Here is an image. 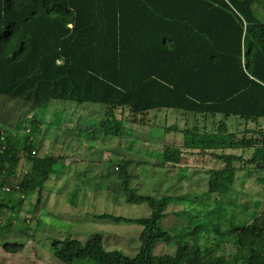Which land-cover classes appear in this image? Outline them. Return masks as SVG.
Returning <instances> with one entry per match:
<instances>
[{
    "label": "trees",
    "instance_id": "trees-1",
    "mask_svg": "<svg viewBox=\"0 0 264 264\" xmlns=\"http://www.w3.org/2000/svg\"><path fill=\"white\" fill-rule=\"evenodd\" d=\"M0 95L20 100L24 110L13 123L0 119V238L24 205L28 213L39 206L46 179L63 160L35 154L33 134L43 126L28 116L53 100L101 104L106 135L120 136L123 123L181 133L183 144L157 153L162 166L184 171L212 162L200 201H220L235 191L238 172L260 171L264 180V0H0ZM169 110L181 125L176 118L154 123ZM127 165H117L120 194L144 203L149 216L94 217L140 225L137 253L67 237L50 243L58 264H264V203L243 224L221 230L217 223L208 231L219 240L205 246L202 224L191 226L194 217L184 213L187 239L171 255L154 254L166 238V207L187 202V194H139ZM227 242L235 249L230 257L222 254ZM1 247L23 250L21 243Z\"/></svg>",
    "mask_w": 264,
    "mask_h": 264
},
{
    "label": "rangeland",
    "instance_id": "rangeland-1",
    "mask_svg": "<svg viewBox=\"0 0 264 264\" xmlns=\"http://www.w3.org/2000/svg\"><path fill=\"white\" fill-rule=\"evenodd\" d=\"M21 103L16 98L0 95V119L5 116L8 124L15 122V118L24 111ZM103 109L101 104L53 100L48 106L32 110L28 115L39 118L43 126L41 133L33 134L37 145L35 154L60 156L63 160L50 173V182L46 184L49 188L41 192L39 206L33 213H28L30 207L24 205L13 222V229L0 238V264H58L51 254L50 243L67 237L81 243L97 241L107 250L118 249L127 256H134L139 247L140 225L94 217L95 214L106 213L125 218H144L150 214L144 203L131 204L122 198L117 180V165L122 159L128 161L129 185L139 194L157 198L187 194V202L171 203L166 207L168 214L162 221L166 238L155 245L153 252L156 255L173 254L178 242L187 239L185 214L194 217L191 226L202 224L201 232L205 234L199 242L205 246L213 242V238L215 242L219 240L208 231L217 223L221 230L230 223L243 224L256 209H261L264 180L260 171L238 172L232 194L225 195L220 201L214 198L200 201L201 185L208 169L214 165L212 162H195L190 165V170L184 171L164 167L157 153L166 144H183L181 133L163 127L123 123L120 136L106 135L101 127ZM170 111L165 114L160 112L154 123L170 124L178 119L181 125L182 118ZM258 124L263 125L264 119H259ZM113 166L115 172H112ZM101 167L102 171L97 173L96 170ZM194 197L198 200L192 204ZM36 199L35 194L29 203H35ZM175 212L181 214L175 215ZM124 232L127 238L121 235ZM6 242L21 243L23 250L17 254L6 253L1 247ZM234 252L233 245L227 242L222 254L230 257ZM73 264L95 263L75 261ZM173 264H178V261Z\"/></svg>",
    "mask_w": 264,
    "mask_h": 264
},
{
    "label": "crops",
    "instance_id": "crops-1",
    "mask_svg": "<svg viewBox=\"0 0 264 264\" xmlns=\"http://www.w3.org/2000/svg\"><path fill=\"white\" fill-rule=\"evenodd\" d=\"M40 156H41V155H40ZM102 160H103V159H102ZM105 160H107V158H106ZM65 161H66V160H65ZM100 166H101V164H100ZM114 167H115V166L112 167V172H115V171H114ZM95 168H98V167H95ZM99 169H100L99 171L96 170L97 173H99V172L102 171V167L99 168ZM117 172H118V170H117ZM117 177H118V175H117ZM48 179H49V178H48ZM48 179H46V181H45V183H44V184H45V185H44V188H45V189L49 188V187H47V185H46V184H49V182H50ZM45 186H46V187H45ZM44 188H43V189H44ZM53 189H54V188H53ZM68 194H71V193H68ZM95 202L98 203L99 200H95ZM82 205H83V204H82ZM96 215H100V214H95V216H96ZM140 231H141V228H139V233H140ZM121 235H123L124 238H127V233H126V232H124V233L121 234ZM138 236H139V235H138ZM121 237H122V236H120L119 238H121ZM154 248H155V247H154ZM153 251H154V250H153Z\"/></svg>",
    "mask_w": 264,
    "mask_h": 264
},
{
    "label": "built area",
    "instance_id": "built-area-1",
    "mask_svg": "<svg viewBox=\"0 0 264 264\" xmlns=\"http://www.w3.org/2000/svg\"><path fill=\"white\" fill-rule=\"evenodd\" d=\"M2 189H3L4 191H5V190L7 191V187H3Z\"/></svg>",
    "mask_w": 264,
    "mask_h": 264
}]
</instances>
